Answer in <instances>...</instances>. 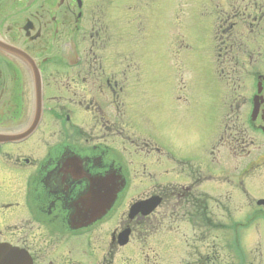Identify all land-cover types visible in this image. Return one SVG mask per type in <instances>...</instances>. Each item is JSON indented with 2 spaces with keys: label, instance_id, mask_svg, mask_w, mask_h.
<instances>
[{
  "label": "flooded vegetation",
  "instance_id": "af4514ba",
  "mask_svg": "<svg viewBox=\"0 0 264 264\" xmlns=\"http://www.w3.org/2000/svg\"><path fill=\"white\" fill-rule=\"evenodd\" d=\"M144 1L154 12L157 1ZM95 2L0 0V244L27 248L35 264H264V0L180 3L184 25L196 10L210 20L211 67L228 90L223 121L190 139L135 123L138 68ZM114 2L118 26L133 24L137 8ZM179 100L168 93L162 104L181 127L197 104ZM114 186L123 202L96 214L87 194ZM153 195L158 207L132 211Z\"/></svg>",
  "mask_w": 264,
  "mask_h": 264
},
{
  "label": "rangeland",
  "instance_id": "374dc122",
  "mask_svg": "<svg viewBox=\"0 0 264 264\" xmlns=\"http://www.w3.org/2000/svg\"><path fill=\"white\" fill-rule=\"evenodd\" d=\"M95 11L94 14L96 18H100V10L107 15L109 21L113 23V31H111V37L115 42L116 37L122 47L125 50L133 53L134 62L138 68L136 78H134V85L130 86L131 91L133 92L135 103H133L132 108L135 110V123H138L145 130H150L149 121L151 120L154 110L151 112L152 115H148L145 109V98L146 92L158 91L159 88L164 87L165 91H169L175 99H177L180 94L186 93L189 97L192 89H194L196 95V104L194 108L193 116L190 119L183 120L184 125H192L198 123H207L212 121V119L217 115V110L214 106L215 98L223 93V97L228 95L227 86L225 80L219 77L217 66L212 65V50L211 45L206 44V36L204 28L201 30L198 27L197 19L193 18L190 22L186 21L184 25L185 18H183L184 13L180 15V3H183V0H169V8L163 10V6L166 0H156L155 2V11L150 12L148 5H145L144 0H126V2H131L133 6L137 8L135 15H129L128 18L132 21L133 24L130 26H125L121 28L118 26L117 17H119L116 4L108 6L106 8L107 0H95ZM125 1V0H122ZM144 1V2H143ZM148 2V1H146ZM119 5V3H118ZM132 7L129 9L131 10ZM145 9H148L146 11ZM123 13V12H122ZM127 12L123 13L122 18H120L121 23L124 24V17ZM128 15V14H127ZM92 16V15H91ZM135 16V18H134ZM202 17L205 18L204 12H202ZM167 19V20H165ZM183 20V22H182ZM137 21V24L135 23ZM163 24L169 29L166 28L167 36H165V28ZM184 27H183V26ZM136 30L137 33L135 36L131 37L127 34H124L125 37L120 35V32H133ZM157 31L159 33L157 34ZM111 40L106 42V46H112ZM118 44V43H117ZM183 44V45H182ZM132 45V47H131ZM215 49L216 44L214 42ZM180 46V47H179ZM187 46V47H186ZM189 46V47H188ZM118 47V45L116 46ZM186 47V48H185ZM217 52V51H216ZM116 57V55H115ZM131 57V55H130ZM128 58L127 55L123 54V58L128 60V64L131 65L132 69V60ZM114 59V56L113 58ZM165 65L169 71L168 75L164 69ZM162 67V69L160 68ZM159 69L160 73L155 75L156 69ZM211 71L214 72V83L210 82L212 80ZM149 75H148V74ZM170 75L169 79L168 76ZM166 81L168 84L166 87L163 85V82ZM132 87V88H131ZM134 89V90H133ZM234 91H232L233 93ZM244 92V91H243ZM231 93V94H232ZM144 95V97H142ZM141 99L144 103L141 102ZM150 104L151 101L148 99ZM178 101V100H177ZM156 102V101H153ZM159 106V101L155 104H151L150 108H155ZM126 107H130L129 95H125V105L121 109L123 114L120 113L124 121L130 120V111L126 114ZM162 117H166L165 112L160 108ZM114 110L111 109L110 113L112 114V120H116V115H114ZM150 112V111H149ZM146 114L148 115L146 117ZM167 132L172 133V137H175L174 129L168 128L167 125L164 126ZM157 130H151L150 135H157ZM205 130V129H203ZM159 131V130H158ZM163 129L160 131L162 132ZM189 139L193 137L197 132L194 130L190 131ZM184 135V134H183ZM150 139L144 140L149 141ZM179 150V149H178ZM148 164L152 163V160L147 159ZM221 165L224 167L227 165V162L224 158L220 159ZM150 170V169H149ZM153 170L162 172V167L157 166ZM217 193L218 202H223L227 204V196L225 193ZM235 201L232 207H242V200L238 192H235L233 195Z\"/></svg>",
  "mask_w": 264,
  "mask_h": 264
},
{
  "label": "bare ground",
  "instance_id": "6f19581e",
  "mask_svg": "<svg viewBox=\"0 0 264 264\" xmlns=\"http://www.w3.org/2000/svg\"><path fill=\"white\" fill-rule=\"evenodd\" d=\"M137 32H135V33H133L134 34V36H135V34H136ZM149 75V74H148ZM95 193V190H91L88 194H87V198L88 199H90V201H91V206H93L92 207V209H94L95 207L94 206H96V200H97V195L96 194H94Z\"/></svg>",
  "mask_w": 264,
  "mask_h": 264
}]
</instances>
